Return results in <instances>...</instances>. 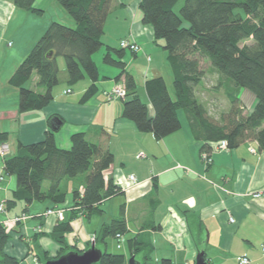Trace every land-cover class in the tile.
I'll return each instance as SVG.
<instances>
[{
    "label": "crops",
    "instance_id": "obj_1",
    "mask_svg": "<svg viewBox=\"0 0 264 264\" xmlns=\"http://www.w3.org/2000/svg\"><path fill=\"white\" fill-rule=\"evenodd\" d=\"M140 2L115 0L112 5L104 27L103 47L93 57L99 71L95 96L80 102L91 83L88 77L75 85L72 93H66L69 87L64 76L47 107L20 113L19 91L9 83L16 68L52 22L72 27L76 24L56 0L36 1L35 7L44 11L42 15L18 8L13 0H0V132L9 134L7 143L2 144L8 146L6 156L16 155L19 144L42 141L49 131L55 133L56 143L63 149L70 147L73 134L83 132L91 142L112 151L115 159L106 177L123 186L125 193L105 201L102 214L90 219L80 215L72 222L74 231L68 241L81 249L107 223L102 221L107 216L105 205L122 197L125 213L132 212L133 219L143 225L137 231L128 224L132 218L126 219L129 237L139 232L146 234L157 263L169 259L171 264H195L203 247L209 264H240V257H248L251 264H264V198L253 197L255 192L264 191V148L260 149L256 141H247L236 148L214 151L211 163L206 165L201 153L204 143L194 136L184 111L178 112L181 129L157 140L122 117V100L109 102L104 95L114 86L124 85V78L116 79L121 69L106 64L103 58L110 48L121 50L120 41L125 38L142 47L138 53L125 50L121 61L124 70L133 75L150 116H154V109L145 83L163 77L171 86L173 77L167 53L155 41L153 27L143 24ZM111 55L119 60L116 53ZM37 80L35 76L34 84ZM250 101L256 104L255 98ZM54 118L60 123L57 130L53 129ZM251 147L256 152H251ZM3 159L0 155V169ZM132 174L138 184L130 187ZM75 187L81 190L82 182H66V202L59 208L67 213L73 204L71 191ZM15 188L14 177L0 183V203L9 199ZM52 207L50 200L34 202L29 207L18 202L14 209L0 215L1 220L12 221L26 214L22 221L7 225L10 238L4 250L19 259V264H43V252L56 255L59 247L49 234L58 220L45 214Z\"/></svg>",
    "mask_w": 264,
    "mask_h": 264
},
{
    "label": "trees",
    "instance_id": "obj_2",
    "mask_svg": "<svg viewBox=\"0 0 264 264\" xmlns=\"http://www.w3.org/2000/svg\"><path fill=\"white\" fill-rule=\"evenodd\" d=\"M36 1L13 0L18 8L42 15L44 11L35 7ZM56 1L76 25L52 22L16 68L9 83L19 91L20 113L42 110L53 101V90L60 83L58 57H63L66 64L69 87L66 93H72V88L87 77L91 83L80 102H87L98 91L99 71L93 57L103 47L105 23L115 0ZM180 1L184 3L177 13L175 8ZM139 8L143 24L153 27L155 41L167 53L173 79L171 89L163 77L145 83L154 109V116H150L148 104L142 100L133 75L124 70L122 39L121 50L110 48L103 58L106 64L121 69L118 81L124 78L126 96L115 99L122 100V117L134 122L140 132L151 133L161 140L181 129L178 112L184 111L194 136L204 143L201 153L208 152L212 157L214 146L221 141L226 142L228 149L247 141H256L263 149L264 0H141ZM185 22L189 25L185 26ZM111 52L116 53L119 60H115ZM34 74L38 77L35 89L30 85ZM209 74L217 77L218 85L213 90H222L230 101L229 110L222 112L218 119L210 115L197 97L198 88ZM241 88L250 91L256 100L247 115H243V102L237 95ZM104 95L107 101L114 100ZM8 139L7 132H0V147ZM114 159L108 147L91 142L83 132L71 136L68 149L57 145L55 133L51 131L42 141L19 144L16 155L3 159L5 180L14 177L16 188L9 199L0 203L6 209L0 215L14 209L18 202L29 207L34 202L50 200L53 203L50 209L59 208L66 202L68 193L63 184L82 177L83 188L75 187L71 191L73 204L69 213L65 211L64 220L58 221L49 234L59 249L55 256L43 252L41 260L46 264L72 251L82 253L92 246V241L83 249L70 244L68 236L74 231L72 222L80 215L90 219L102 214L105 201L125 193L112 178L106 177ZM46 180L49 186L45 191ZM23 216L26 214L14 219ZM14 219L10 222L15 223ZM128 233L123 204L119 216L103 224L95 234V246L103 252L97 264H127L125 255L109 252L108 240L113 238L117 243V234L123 235L128 243L130 258L134 257L139 264H152L149 261L154 249L146 234L139 232L127 239ZM9 238L7 226L0 219V264H19V259L4 250ZM205 257L208 261L206 254ZM155 264H171V260L163 259Z\"/></svg>",
    "mask_w": 264,
    "mask_h": 264
},
{
    "label": "rangeland",
    "instance_id": "obj_3",
    "mask_svg": "<svg viewBox=\"0 0 264 264\" xmlns=\"http://www.w3.org/2000/svg\"><path fill=\"white\" fill-rule=\"evenodd\" d=\"M183 3H184V1H180L179 3H178V5L176 6V8H175V11L177 12V13H179V10H180V8L182 7V5H183ZM189 24L187 23V22H185V26H188ZM140 46V45H139ZM141 47V46H140ZM125 50H128V51H131V49H125ZM142 50V47H141V49L139 50V51H136L135 53H138V52H140ZM134 52V51H133ZM150 59V58H149ZM58 66H59V69H60V80H62L63 79V77L64 76H66V64H65V61H64V59H63V57H58ZM207 66H208V64H206V65H203V67L204 68H207ZM209 66H210V64H209ZM35 76H37L36 74H34L33 75V77H32V80H31V83H30V85L33 87V88H35V84H34V77ZM62 82V81H61ZM215 85H218V82H217V77H216V75L215 74H209V75H207V77L205 78V81H204V83H202L200 86L201 87H199L198 88V91H197V97L199 98V100L202 102V103H204L205 105H206V107L208 108V110H209V112H210V115L212 116V117H214L215 119H218L219 118V116H220V114L222 113V112H226V111H228L229 110V108H230V101H229V99H228V96H227V94L225 93V92H223L222 90H219V92H215L213 89L215 88L214 86ZM58 86V85H57ZM56 86V87H57ZM15 88V87H14ZM74 88V87H73ZM113 88H115V86L113 87ZM112 88V89H113ZM17 89V88H16ZM170 89H171V86H170ZM18 90V89H17ZM237 95L240 97V99L242 100V102H243V105H242V107H243V115H247L248 114V112H250V111H252L253 110V108H251V106L253 105V106H255V104H252V102L250 101V98L252 99H254L255 97H254V95L250 92V91H248V90H246V89H243V88H241L240 89V91L237 93ZM115 100V99H114ZM8 146H6V145H3V146H1L0 147V155L2 156V157H5L6 155H7V153H8ZM79 179V181L80 182H82V177H78ZM5 181V180H4ZM65 184V183H64ZM63 184V186H66V185H64ZM72 184V183H71ZM48 186H49V181L48 180H46L45 182H44V184H43V190H47L48 189ZM125 192V191H124ZM123 204H126L125 203V201H124V199L122 198V197H118V198H115L112 202H109V203H107L106 205H105V209H106V214H107V216L106 217H104L103 216V218H102V221L103 222H110L114 217H117V216H119V212H120V207L123 205ZM60 209H62V210H64V208H60ZM49 210V209H48ZM48 210H46V212H45V214L46 215H54V216H56L55 214H51V213H48L47 214V212H48ZM65 211H66V209L64 210V218H65ZM132 218L131 219V222L130 223H128L130 226H132V228L133 229H137V231L143 226L142 224H138V220H137V222H136V220L135 219H133V216H132V212H130L128 215L125 213V218L126 219H128V218ZM57 218V217H56ZM98 217H96V219H94L93 220V222H92V224L93 225H95V223L94 222H96V220H98L97 219ZM58 220V219H57ZM64 220V219H63ZM11 220H9V222H10ZM145 221H147V220H145ZM39 230H41V228H38ZM131 234L130 233H128L127 234V236H126V238L128 239V238H130L129 236H130ZM94 238H95V236H91V239H90V241H92V243H95L94 242ZM89 241V242H90ZM108 242H109V246H108V249H109V252H112V253H118V254H123V255H125L126 256V258H127V264H129L128 262H129V260L131 259L130 258V255H131V252H130V247H129V245H128V243H125V244H123V247H122V249H117V243H116V241L113 239V238H110L109 240H108ZM98 247L99 248H101V249H103L104 250V248H103V246H101V244H98ZM201 251H204L203 250V247H201ZM152 258H151V260L149 261L150 263H152V264H155L156 263V261H155V257H156V255H153V256H151ZM158 257V256H157ZM138 259H140L141 258V256L139 255L138 257H137ZM37 259H39V258H37ZM37 261H39V260H37ZM45 262V261H44ZM44 262H43V264H44Z\"/></svg>",
    "mask_w": 264,
    "mask_h": 264
},
{
    "label": "built area",
    "instance_id": "obj_4",
    "mask_svg": "<svg viewBox=\"0 0 264 264\" xmlns=\"http://www.w3.org/2000/svg\"><path fill=\"white\" fill-rule=\"evenodd\" d=\"M121 47L124 49H131V51H134V52L139 51L141 49L139 44H137L132 39H123L121 41ZM105 94L109 97V99L125 98L126 91H125L124 85H122V86H116L115 88H113L109 91H105ZM214 147L215 148H214L213 152L217 151V150H227L228 149L225 141H221L220 143L216 144ZM250 151L254 153V152H256V149L251 147ZM141 155H143V154H141ZM202 159L204 160L206 165H209L211 163V160H212L211 154L208 152H203L202 153ZM4 180H5V175L2 171V169H0V182H3ZM129 183H130V187L138 184V180H137L135 175L132 174L129 176ZM117 185L122 187L123 191H125V188L123 186H121L120 184H117ZM253 197L254 198H264V191L255 192L253 194ZM5 211H6L5 205L0 204V213H4ZM48 213L55 214L58 221H61L64 219V210H62L60 208L49 209L47 214ZM25 218H26V216H23L21 218L14 219V221L15 222L21 221ZM230 221L234 222L235 220H234V218H230ZM3 223L7 226L9 224V220H3ZM123 244H125L124 236L121 234H117V246H116L117 249H122ZM262 251L264 252V244L262 245ZM239 263L240 264H251V260L248 257H240Z\"/></svg>",
    "mask_w": 264,
    "mask_h": 264
},
{
    "label": "water",
    "instance_id": "obj_5",
    "mask_svg": "<svg viewBox=\"0 0 264 264\" xmlns=\"http://www.w3.org/2000/svg\"><path fill=\"white\" fill-rule=\"evenodd\" d=\"M52 125L53 129L57 130L60 126L59 120L54 118L52 120ZM205 254L206 253L204 251H200L197 255L195 264H209ZM102 255L103 252L96 248L95 243H92V246L82 253L72 251L59 257L58 259L50 260L46 264H97L100 261ZM128 263L139 264L136 262L134 257H131Z\"/></svg>",
    "mask_w": 264,
    "mask_h": 264
}]
</instances>
